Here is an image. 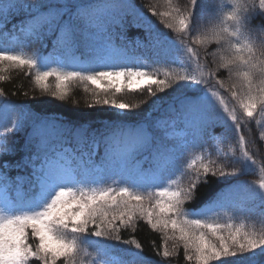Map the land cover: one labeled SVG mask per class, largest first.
<instances>
[{"label":"snow or ice","instance_id":"obj_1","mask_svg":"<svg viewBox=\"0 0 264 264\" xmlns=\"http://www.w3.org/2000/svg\"><path fill=\"white\" fill-rule=\"evenodd\" d=\"M231 4L212 32L229 56L221 57L224 62L217 69H227L243 81L240 91L236 82L226 89L235 104L229 112L220 99L221 112L213 99L216 73L203 75L200 52L192 47L207 39L198 35L201 0H188L169 11L148 6L174 37L159 31L131 0H0V32L9 29L20 45L38 43L44 49L50 43L55 53L26 56L0 46V66L26 67L29 75L35 73L34 83L42 92L60 100L66 99L73 81L91 82L105 94L99 99L98 92L95 104L109 106V114L98 121L91 114L75 120L45 114L41 106L49 102L35 96L21 103L5 99L0 109V185L17 190L26 186V191L16 205L0 206V264H77L84 242L94 246L92 264H112L115 251L133 256L134 264H145L144 245L135 236L121 234L122 229L135 231L138 220L164 234L163 251L157 250V255L165 260L182 244L185 259L196 264H264V233L191 218L199 213L185 207L212 177H224L226 186L213 197L211 210L235 217L244 214L240 208L247 202H259L264 208V180L258 185H233L227 180L257 164L248 147L257 142L256 136L246 140L244 132L248 128L251 133L254 113L264 112V60L253 50L257 32H264V0H231ZM129 27L145 31L142 55L134 54L125 42ZM192 36L196 38L189 40ZM177 57L182 58L181 67L192 69L195 64L200 78L189 71L173 82L167 74L160 79L159 73L147 70L151 64L176 63ZM53 60L57 67L48 68ZM50 77L55 78V90L46 83ZM4 79L0 75V81ZM216 83L223 87L222 81ZM111 90L147 91L141 104L152 108L141 117L132 111L139 105L109 99ZM169 91L176 95L160 106L161 94L167 96ZM153 109L159 115L150 118ZM218 130L225 140L235 141L238 135L237 146L233 155L220 157L224 164L205 163L206 145ZM10 134L18 139L10 141ZM259 138L264 140V131ZM196 149L202 154L187 162L186 155ZM208 155L219 153L213 150ZM177 165L186 167L181 171ZM86 169L92 171L89 179L82 178ZM176 171L187 182L181 186L172 180L175 187L161 186L164 175ZM108 179L115 186H104ZM167 241H172L171 251Z\"/></svg>","mask_w":264,"mask_h":264},{"label":"trees","instance_id":"obj_2","mask_svg":"<svg viewBox=\"0 0 264 264\" xmlns=\"http://www.w3.org/2000/svg\"><path fill=\"white\" fill-rule=\"evenodd\" d=\"M131 3L134 4L144 15H146L154 23L159 31L174 37L175 33L170 29H166L164 27L163 20L160 17L153 16L151 12L148 11V6L154 5L158 11H169L171 6H183L188 3V0H171V5H169L168 0H131ZM201 4L203 7L198 9V35H200L201 39H204V37H207V39H205L204 43L202 44L193 43L192 47L197 48L200 52L202 65L201 71L203 72V75L207 76L209 72L216 73V76L213 80V83L215 84V90L217 91V97L213 98L215 103L220 108L221 112H223L224 105H220L219 101L220 99H224L226 101L227 109L230 112L235 104V101L232 100L230 92L226 91V89L230 88L233 82H236V90L240 91V84L242 83L243 78L237 76L235 73L229 72L227 69H217V65L219 63H223L224 60L229 58V56L225 55L223 50H221L220 46L216 43L212 32L218 28L219 22L223 19L227 12L231 10V0H201ZM195 38V36H192L189 37V40H194ZM135 40L145 43V31L137 27H129L125 32V42L135 50L134 54L142 55L143 49L141 47L134 48L133 46ZM262 42H264V32H257L254 39L253 50L260 60H264V43ZM119 43L120 41L118 39L117 44ZM0 46L10 49L16 54L26 56L41 53L44 56H48L49 54H52L53 57L55 56L50 43L44 49H41V46L38 43H32L27 46L15 43L12 39V34L10 33L9 29H3L2 32H0ZM222 56L224 57V60H221ZM47 59L51 60L53 58L48 57ZM141 63L146 62L142 60ZM181 63L182 58L177 57L176 63L151 64V67H148L147 70L159 73L160 79H165V74H167V77L173 82L176 81L177 76L185 75L186 72L189 71L191 74L196 75L197 78H200L201 71L194 70L195 64L192 65V69H188L187 67H181ZM47 67L55 68L57 67V64L53 60L48 63ZM29 71L30 70L26 67L16 68L9 67L7 65L0 66V75L5 77L3 81H0V93L3 94L0 95V109H2L5 99L13 103H21L28 98L35 96L38 100L49 102L41 106V111L45 114H56L62 118H71L75 120H79L81 117L91 114L97 121L100 120L102 116L109 114V106L95 104V99L97 98L99 89L96 85L91 84V82L85 83L79 80L73 81L68 86V95L66 99L60 100L58 98L52 97L50 92H42L34 83L33 76L35 73L32 72L29 75ZM217 80L223 82V87H221L219 83H216ZM254 82L259 83L258 80ZM46 83L49 85L51 90H55L54 77H50ZM175 95L176 93H172L171 91H169L167 96L161 94L162 99L158 102L159 105L166 106L167 104L171 103V100ZM107 97L109 99H115L118 102L139 105V108L133 109L132 111L138 113V115L141 117L152 108V105L150 104L147 106L141 104V101L148 98L147 91L140 92L124 90L120 93H115L114 90H111L107 94ZM98 98L104 99L105 94L103 92H99ZM88 105H93V107L89 108ZM156 115H159V112L156 109H153V113L150 118H154ZM224 115H227V113H224ZM238 115H240L239 111ZM254 116L255 119L251 121L249 126L251 133L249 132V129L246 128L244 135L246 140H250L253 133L256 136L257 142L255 144H249L248 147L251 150L250 154L255 153L253 159L257 160V164L253 168L245 170V174L243 175L238 173L236 176L228 177L227 180L231 181L233 185L244 183L258 185L261 180H264V171H261V168L264 167V165L261 164V157H264V140H260L259 138L260 131H264L260 126L262 119H264V112L258 111L254 113ZM2 130L3 129L0 128V131ZM216 136H219L220 142H216L215 139L211 140L209 144L206 145V151L203 154L208 157L205 160V163H207L208 160H215L217 165H222L225 163V161L220 159V157H223L225 153H227L229 156L233 155V149L237 146L236 142H238L239 136L237 135L235 137V141L231 139L225 140L224 137L220 135V130L217 131ZM9 138L10 141L18 139L17 136H13L11 134ZM213 150L218 152L219 156H209L208 153L213 152ZM201 154L202 153L199 149L189 152L186 155V161L190 162L195 156ZM236 154L242 157V153ZM196 166H199V162H197ZM177 167H180L182 171L186 165H177ZM226 171H233V169L228 168ZM10 174L15 176L16 172L13 171ZM91 175L92 171L90 169H86L82 172L83 179H89ZM112 179L106 180L105 186L112 185ZM129 179H136V177L130 176ZM172 180H176L177 184L182 186L187 182V177L181 176L180 172L176 171L174 174H165L164 178L159 181V183L162 186L163 183L167 182L169 186L171 185ZM171 186L175 187V185ZM225 186L226 183L224 177H220L219 179L212 177L207 185L201 186L197 199L194 202H185L186 208L189 210L195 209L199 213V216L191 218H202L209 220L210 222L220 224H233L236 226L243 225L245 230H250L257 234L264 233V215H262V213H264V208L260 207L259 202L245 203L240 208V211H242L244 214H237L235 217L231 212L211 210L213 197ZM154 190L155 189H153V191ZM7 191L12 199L13 205H16L19 201L25 198L26 186L25 189L22 190L7 187ZM137 225L138 227L135 231L131 228L122 229L121 234L123 238L135 236L136 239L144 245L143 256L147 258L145 264H157V262H163V264H196L195 260L188 261L185 259L182 244L179 246V248H177L173 256L167 260H165L162 255H157V250L160 252L163 251V245L165 244L164 234L155 232L148 228L143 220H138ZM168 234H172L171 229H169ZM28 237V242L32 244L33 238L31 237L30 230L28 231ZM153 242H155V247H153ZM120 247L122 248L124 246L121 245ZM132 247L133 250H135L134 246ZM167 247L168 250H172V241H167ZM112 256L119 258L117 264H121L122 260L125 262V264H134L135 262V258L133 256L124 255L119 251L113 252ZM94 258V246L89 242H84L81 245L80 255L77 258V264H92V260ZM32 264H37V262L33 261ZM58 264H62V262L58 261Z\"/></svg>","mask_w":264,"mask_h":264},{"label":"rangeland","instance_id":"obj_3","mask_svg":"<svg viewBox=\"0 0 264 264\" xmlns=\"http://www.w3.org/2000/svg\"><path fill=\"white\" fill-rule=\"evenodd\" d=\"M142 44H143L142 41H139V40L137 41V40H135L133 46H134V48H138V47H140ZM262 125H264V119H262V122H261L260 126H262ZM261 128L264 130V127H261ZM214 139L216 140V142H220V138H219V136H215ZM166 174H168V173H166ZM104 186H105V185H104ZM162 186H168V183H167V182H166V183H163ZM5 204L13 205V204H12V201H11V198L9 197L6 188L0 186V206H4ZM110 259H111V261H112V264H117L118 261H119V258H118V257H115V256H112Z\"/></svg>","mask_w":264,"mask_h":264}]
</instances>
